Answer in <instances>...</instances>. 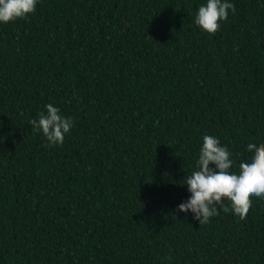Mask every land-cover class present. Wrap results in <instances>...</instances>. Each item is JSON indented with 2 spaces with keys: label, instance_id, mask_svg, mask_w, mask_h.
Here are the masks:
<instances>
[{
  "label": "trees",
  "instance_id": "1",
  "mask_svg": "<svg viewBox=\"0 0 264 264\" xmlns=\"http://www.w3.org/2000/svg\"><path fill=\"white\" fill-rule=\"evenodd\" d=\"M228 2L213 34L206 0H37L0 23V264H264V199L176 211L205 135L232 172L264 143V0ZM47 104L73 121L61 145L29 124Z\"/></svg>",
  "mask_w": 264,
  "mask_h": 264
},
{
  "label": "clouds",
  "instance_id": "2",
  "mask_svg": "<svg viewBox=\"0 0 264 264\" xmlns=\"http://www.w3.org/2000/svg\"><path fill=\"white\" fill-rule=\"evenodd\" d=\"M36 4L37 0H0V23L26 18L35 11ZM229 10L235 12L234 5L228 0H206V4L198 9L195 24L202 31L213 34L220 26L219 22L227 20ZM29 124L43 134L49 147L61 145L73 127L72 119L61 115L60 109L53 104L45 105V112L30 120ZM247 150L253 153L251 161H241L239 172H232V154L215 136L205 135L196 162L197 170L184 177L190 198L176 211L190 212L192 219L199 224L210 222L221 208L226 213L231 210L244 220L251 207L250 198L264 199V143L250 142ZM225 200L230 202V209L224 206Z\"/></svg>",
  "mask_w": 264,
  "mask_h": 264
}]
</instances>
